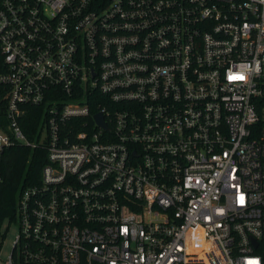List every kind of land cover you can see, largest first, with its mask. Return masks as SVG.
Listing matches in <instances>:
<instances>
[{
  "label": "built area",
  "instance_id": "obj_1",
  "mask_svg": "<svg viewBox=\"0 0 264 264\" xmlns=\"http://www.w3.org/2000/svg\"><path fill=\"white\" fill-rule=\"evenodd\" d=\"M17 146L0 264H264V0H0Z\"/></svg>",
  "mask_w": 264,
  "mask_h": 264
},
{
  "label": "trees",
  "instance_id": "obj_2",
  "mask_svg": "<svg viewBox=\"0 0 264 264\" xmlns=\"http://www.w3.org/2000/svg\"><path fill=\"white\" fill-rule=\"evenodd\" d=\"M26 131L30 127L25 125ZM31 136V135H29ZM45 151L17 146L5 150L1 159L0 218L13 214L20 188L38 179Z\"/></svg>",
  "mask_w": 264,
  "mask_h": 264
},
{
  "label": "rangeland",
  "instance_id": "obj_3",
  "mask_svg": "<svg viewBox=\"0 0 264 264\" xmlns=\"http://www.w3.org/2000/svg\"><path fill=\"white\" fill-rule=\"evenodd\" d=\"M15 232H16V225L12 224L10 227V232L8 233L7 238H6L5 246L1 252L2 257H5V255L7 254L8 249H9V241Z\"/></svg>",
  "mask_w": 264,
  "mask_h": 264
},
{
  "label": "water",
  "instance_id": "obj_4",
  "mask_svg": "<svg viewBox=\"0 0 264 264\" xmlns=\"http://www.w3.org/2000/svg\"><path fill=\"white\" fill-rule=\"evenodd\" d=\"M96 119H97V121H98L102 126L107 127L106 124H105V121H104V119H103V115H102V113L98 112V113L96 114Z\"/></svg>",
  "mask_w": 264,
  "mask_h": 264
}]
</instances>
